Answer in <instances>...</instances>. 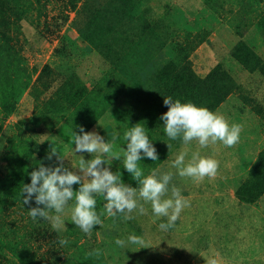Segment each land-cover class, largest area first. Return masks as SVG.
I'll list each match as a JSON object with an SVG mask.
<instances>
[{
    "label": "trees",
    "instance_id": "trees-1",
    "mask_svg": "<svg viewBox=\"0 0 264 264\" xmlns=\"http://www.w3.org/2000/svg\"><path fill=\"white\" fill-rule=\"evenodd\" d=\"M54 1L59 0H0V134L4 120L16 112L24 93L31 97L39 123L50 126L64 119L77 134L80 127L88 132L99 118L114 109L123 140L124 133L139 124L156 149V161L141 152L138 166L146 176L183 143L182 137L171 140L164 131V121L160 119L168 110L164 98L191 102L215 113L229 96L236 95L264 123V58L245 41L236 43L228 61L217 63L207 75L199 77L190 56L206 42L210 31L172 37L167 20L143 8L144 0H63L69 13L74 14L72 20L69 22V13L59 6L57 13L48 18L45 10L51 3L56 9ZM226 3L231 5L226 10L229 14L233 13V5L238 7L233 17L236 35L243 37L247 29L258 28L264 39V0H206L205 4L214 13L223 10ZM32 11L43 16L47 35L58 40L53 55L69 62L65 71H55L45 64L38 72L25 65L16 43L20 23ZM68 22L104 65L92 86L78 77L70 63L79 56L60 35ZM165 50L171 57L142 81L140 72ZM58 81L51 95L42 101L40 97ZM25 125L26 120L15 125L17 133L8 138L6 162L0 170V264H107L101 248L93 241V233L88 237L76 225L56 231L49 220L30 217V208L37 205L34 197L30 205L23 204V185L31 183L30 173L41 164H58L47 159L48 153L26 135L22 128ZM117 170L125 185L138 186L124 165ZM234 195L239 203L248 205L264 195V146ZM50 215H56L54 210ZM61 239L68 243L61 245ZM97 249L98 256L94 254Z\"/></svg>",
    "mask_w": 264,
    "mask_h": 264
},
{
    "label": "rangeland",
    "instance_id": "rangeland-1",
    "mask_svg": "<svg viewBox=\"0 0 264 264\" xmlns=\"http://www.w3.org/2000/svg\"><path fill=\"white\" fill-rule=\"evenodd\" d=\"M205 3L206 0H144L142 7H148L159 17L165 18L171 28L172 37L210 31L206 42L199 45L190 56L192 68L199 77L207 75L217 63L228 61L229 52L240 40L245 41L264 58V39L258 28L247 29L243 37L235 34L233 17L238 7L233 5V13L229 14L226 10L231 5L226 3L223 10L213 13ZM54 4L56 9H53V3L47 5L45 13L48 18L57 13L58 6L62 11L69 13L63 0L54 1ZM73 16V13H69V22ZM43 22V16L39 17L36 11H32L20 23L17 39L19 41L16 46L21 48V55L29 69L34 68L39 72L48 64L54 67L55 71H65L69 62L53 55L58 40L47 35ZM69 22L61 28L60 35L67 39L79 56L70 63L74 65L78 77L87 86H92L101 76L104 65L96 52L79 38ZM170 57L169 50H165L149 61L140 72L141 80H145ZM34 77L35 75L33 80ZM59 82H55L52 89L40 99H47ZM33 106L31 97L24 93L16 112L4 120L0 134V170L6 162L4 153L9 144L8 138L17 133L15 125L20 120H26V125L22 128L34 144L41 146L48 155L53 147L56 148L63 157V166L74 174L82 175L75 169L80 156L87 161L97 154L74 152L75 144L71 139L73 130L66 125V121L61 119L50 126L41 124L36 119L37 112H34ZM249 108L238 96L231 95L215 112L223 115L230 125L242 126L239 142L233 147H227L220 141L214 144L210 142L203 148L196 140L188 144L183 142L156 166L155 169L161 173L173 174L168 186L169 193L175 186L190 202V206L181 211L179 218L167 231L158 227L160 223H167V218L156 219L154 222L150 204H144L146 215L134 211L131 215L135 218L125 221L124 214L109 217L104 210V197L95 196V211L98 215L103 213L100 215L103 223L101 226L94 225L91 233L95 235L93 241L101 248L107 264H207L210 259H216L217 264H264V195L253 205L239 203L234 195L237 185L245 178L264 146V123ZM93 131L103 137L106 143L114 145L113 153L120 154L121 159H111L110 164L102 165L118 174L117 167L123 165L121 148L126 150L127 141L120 137L121 129L115 123L114 109L99 118L88 132ZM197 151L202 156L218 161L219 167L215 177H205L198 181L179 176L178 170L171 167L181 152L187 153V162L192 153ZM52 159L54 164H58L57 156L53 155ZM105 159L108 157L105 156ZM151 171L149 170L146 176L151 174ZM79 186L74 184L73 191H77ZM134 188L138 189L139 185ZM73 205L74 200H70L62 214L65 228L60 232L69 225H75L71 220ZM133 234L143 237L144 248L131 244L122 248L115 244L116 239L127 240V237Z\"/></svg>",
    "mask_w": 264,
    "mask_h": 264
},
{
    "label": "clouds",
    "instance_id": "clouds-1",
    "mask_svg": "<svg viewBox=\"0 0 264 264\" xmlns=\"http://www.w3.org/2000/svg\"><path fill=\"white\" fill-rule=\"evenodd\" d=\"M164 105L167 111L160 117L164 121V131L168 138L176 140L182 137L184 144L196 140L200 147H207L209 143L222 142L227 147H233L239 142L242 126L229 124L223 115L214 113L207 108L197 107L191 102L182 103L171 97L164 98ZM80 134L72 131L71 139L75 144L74 152H86L97 155L85 160L80 156L78 169L82 175L74 174L63 166L61 157L56 148H52L47 156L51 159L57 156L58 165L46 167L40 165L37 170L30 173V184H24L23 204L30 205L33 197L37 207H31L29 215L33 220L42 218L49 220L54 230L60 231L64 226L62 214L70 200H74L71 208V220L85 234H91L94 225H102L100 215L95 211L96 195L104 197L106 203L104 210L109 217L117 214H124V220H131V215L138 211L140 215H146L147 209L144 204H150L154 222L156 219L167 218V223H160L159 229L167 231L179 218L181 211L190 206V202L181 195L179 188L173 186L169 193V184L172 179L171 172L161 173L153 169L151 174L144 176L138 162L144 156L153 161L157 160L158 154L155 147L146 135L145 128L136 124L124 133L127 141V148L122 149L124 169L131 174L138 183L139 188L125 185L121 180V173H113L108 167L102 165L110 164L111 159H121L120 154L113 153L114 145L106 143L96 132H85L83 127L79 129ZM168 149L171 147L167 144ZM187 153L181 152L172 162L171 167L178 170L181 177H190L202 181L205 177H215L218 171V161L193 152L191 159L186 162ZM105 156L108 159H105ZM78 184L79 189L73 191V185ZM143 201L144 203H141ZM43 205V208L39 207ZM56 215H50L53 211ZM61 245L68 243L61 239ZM115 244L119 247H126L129 244L139 245L144 248L143 237L129 235L127 240L116 239ZM90 253L89 255H92ZM95 255L100 250H94ZM207 264H217L216 259H210Z\"/></svg>",
    "mask_w": 264,
    "mask_h": 264
}]
</instances>
